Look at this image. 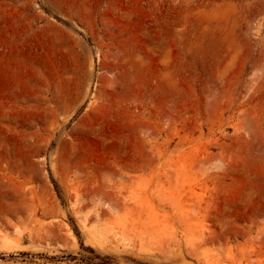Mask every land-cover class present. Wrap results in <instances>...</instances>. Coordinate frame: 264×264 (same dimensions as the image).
Instances as JSON below:
<instances>
[{"label":"rangeland","instance_id":"1","mask_svg":"<svg viewBox=\"0 0 264 264\" xmlns=\"http://www.w3.org/2000/svg\"><path fill=\"white\" fill-rule=\"evenodd\" d=\"M203 263L264 264V0H0V264Z\"/></svg>","mask_w":264,"mask_h":264},{"label":"bare ground","instance_id":"2","mask_svg":"<svg viewBox=\"0 0 264 264\" xmlns=\"http://www.w3.org/2000/svg\"><path fill=\"white\" fill-rule=\"evenodd\" d=\"M262 73V72H261ZM260 74V73H259ZM261 75V74H260ZM259 77V76H258ZM263 77V76H262ZM254 81V80H253ZM255 81H256V79H255ZM255 81H254V83H255ZM252 83V82H251ZM258 84V83H257ZM251 86V85H250ZM249 86V87H250ZM253 88H254V86H253ZM250 89V88H249ZM252 89V88H251ZM256 89H257V87H256ZM248 92H249V90H248ZM251 92H252V90H251ZM251 94V93H250ZM249 109H250V107H249ZM245 113V112H244ZM243 114V113H242ZM248 118V117H247ZM253 127H254V125H253ZM257 129V128H256ZM202 259V258H201ZM204 264V263H203Z\"/></svg>","mask_w":264,"mask_h":264}]
</instances>
